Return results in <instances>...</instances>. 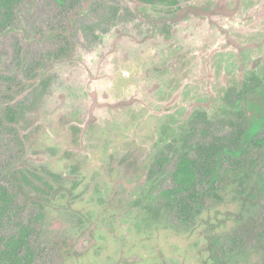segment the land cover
Returning a JSON list of instances; mask_svg holds the SVG:
<instances>
[{
  "label": "rangeland",
  "instance_id": "obj_1",
  "mask_svg": "<svg viewBox=\"0 0 264 264\" xmlns=\"http://www.w3.org/2000/svg\"><path fill=\"white\" fill-rule=\"evenodd\" d=\"M15 5L0 253L26 228L31 264H264V0ZM240 125L259 130L230 150ZM185 153L201 163L175 194Z\"/></svg>",
  "mask_w": 264,
  "mask_h": 264
},
{
  "label": "trees",
  "instance_id": "obj_2",
  "mask_svg": "<svg viewBox=\"0 0 264 264\" xmlns=\"http://www.w3.org/2000/svg\"><path fill=\"white\" fill-rule=\"evenodd\" d=\"M20 0H0V16L3 17V20L8 21L10 19L11 13L13 8L16 6L15 4H17ZM5 117L8 121L14 122L16 120L15 117V112L12 109V107L10 105H8L6 107V113H5ZM243 126H239L238 129H236V133L234 134V139H233V143L231 145V147H228L230 150L238 147L241 138L243 137L244 134H246V136H249L251 134H249L248 132L253 130V129H243ZM259 129H254L253 130V135H251V137H254L255 135H257ZM219 146H209L207 148V150L205 151V155L208 157L209 155H213L216 153V151L220 150ZM247 150V149H246ZM246 150L244 152H246ZM212 151V152H211ZM242 152V150L240 151V153ZM209 154V155H208ZM201 162L199 160H197V162L192 159L188 153L182 154L179 158V161L177 163L176 169H175V179L177 182V189L175 191V194H177V190L182 189L183 187L187 186L188 184L191 183V181L193 180L194 175L196 174L195 172V168L200 164ZM209 162L206 159L205 164L207 165ZM237 163V161H236ZM240 164V162H238V165ZM212 165V163H211ZM236 166L237 168H239V166ZM208 169H206L207 172ZM213 166L211 167V169H209V173H210V178H213ZM18 173V184L17 186L21 189H23L24 183H27L29 181L28 175L26 172L22 171V170H16ZM240 173V172H239ZM212 176V177H211ZM16 193V189L14 191ZM20 192V191H19ZM192 194V193H191ZM215 195V193H213ZM173 196V195H172ZM174 197V196H173ZM196 198V197H195ZM6 197L4 195V193L2 192V190L0 189V201L2 200V206H4V201H5ZM184 205L186 207H188V204H186V201H183ZM190 205V204H189ZM192 210H195V206H191ZM1 210H3V208H0V213ZM1 215V214H0ZM26 228L21 229L19 235H17L16 237L12 238L8 244L4 247V249L1 250L0 253V264H31V256L29 254L27 255H22L21 254V249L23 246H25V244L27 243L26 239H25V235H26Z\"/></svg>",
  "mask_w": 264,
  "mask_h": 264
}]
</instances>
